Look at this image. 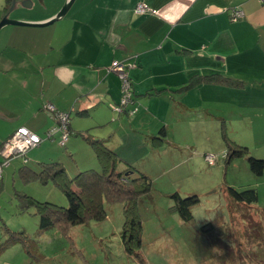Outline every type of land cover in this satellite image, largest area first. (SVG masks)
Here are the masks:
<instances>
[{
    "label": "crops",
    "instance_id": "crops-1",
    "mask_svg": "<svg viewBox=\"0 0 264 264\" xmlns=\"http://www.w3.org/2000/svg\"><path fill=\"white\" fill-rule=\"evenodd\" d=\"M64 2L55 0L25 16L21 12L33 10L36 0L28 7L18 2L9 17L44 22ZM138 2L152 13H135ZM4 7L0 0V18ZM237 7L244 16L232 20ZM3 30L13 38L0 46V145L20 126L44 134L54 119L47 103L70 113L69 145L79 141L80 132L107 139L122 167L132 163L129 157L140 145L148 146L144 137L152 138L161 127L167 133L164 144L184 146L180 152L188 155L200 154L212 141L223 143L222 125L238 144L264 143L260 0H74L52 24ZM124 59L136 64L129 77L139 108L131 115L109 107L120 100L121 81L107 69L113 60ZM21 65L22 72L10 73ZM211 75L240 86L200 81L176 91L192 77ZM222 143L217 152H223ZM30 156L38 166L44 161Z\"/></svg>",
    "mask_w": 264,
    "mask_h": 264
},
{
    "label": "rangeland",
    "instance_id": "rangeland-1",
    "mask_svg": "<svg viewBox=\"0 0 264 264\" xmlns=\"http://www.w3.org/2000/svg\"><path fill=\"white\" fill-rule=\"evenodd\" d=\"M54 2L36 0L33 10L21 14H37ZM3 32L0 46L13 38L5 37ZM17 67L10 73L22 72V65ZM44 136L45 133L41 135ZM77 136L79 141L70 145L67 142L65 147L43 140L28 152L26 164L17 157L9 168L4 167L0 178V264H264V174H253L246 157H235L226 163L222 152H217L222 142L216 141L199 150L200 154L188 155L180 152L184 146L163 144L160 152L154 151L152 138L144 137L148 146L140 145L138 153L130 155L132 163L128 161V165L146 173L152 181L149 195L139 199L137 205L142 242L138 257L128 255L123 248L122 202L104 201L106 217L102 221L40 231L34 206L23 208L20 196L27 194L63 207L67 206V199L51 180L26 181L19 170L23 166L39 169V160L31 153L44 161L60 162L69 178L78 171L99 170L94 151ZM222 145L225 150L224 141ZM248 148L254 157L264 158V143L251 142ZM204 151L218 154V162L207 165ZM122 164L118 163L116 170L126 168ZM229 185L237 189L255 187L258 201L251 205L234 203L225 192ZM175 191L181 195L197 194L199 202L192 207L190 221H183L171 210L169 195ZM10 231L25 232L27 241L11 243Z\"/></svg>",
    "mask_w": 264,
    "mask_h": 264
},
{
    "label": "trees",
    "instance_id": "trees-1",
    "mask_svg": "<svg viewBox=\"0 0 264 264\" xmlns=\"http://www.w3.org/2000/svg\"><path fill=\"white\" fill-rule=\"evenodd\" d=\"M10 2L11 0H5V10L9 7ZM200 81L227 83L231 86H240L239 83L233 79L211 75L205 77H192L187 83L176 89V91L185 90ZM130 82L132 90L131 79ZM160 91H164V89L156 90V92ZM132 98L134 103H136L133 90ZM68 130L69 138L71 130L70 128ZM77 135H80L88 142L95 153L100 169L78 171L72 178H69L64 167L58 161L50 160L40 162L38 170L23 166L20 168L19 173L24 180H39L44 183L51 180L54 185L63 192L68 204L66 207H63L49 201H40L30 195L23 194L20 196L21 205L23 208L34 206L35 213L39 219L38 229L43 231L55 226L61 228L75 226L90 220L102 221L106 217L104 201L107 203L122 202L124 222L121 228V241L123 248L128 255H135L138 257L142 242L141 220L137 213V205L139 199L149 195L152 189V181L146 173L138 171L137 169L135 170L131 165H126V168L122 170H116L117 164L120 163L121 160L117 152L106 144L107 139L94 138L87 132H80ZM166 136L167 133L165 128L161 127L156 135H152V142H150V144L153 148L157 146L159 148V146L166 143ZM221 136L226 145V149L221 153V158L226 160V163H229L235 157H246L249 169L253 174L256 176L264 174V158L254 157L250 154L247 146L238 144L232 140L224 125L221 127ZM66 143L63 147L66 146ZM206 154L207 153L203 154L204 160ZM213 154L216 155V161L213 164H209L205 160L209 166H213L218 162V154ZM27 162L28 159L26 162H23V164ZM225 192L227 196L237 204L243 203L245 205H251L258 201V192L255 187L237 189L229 185L226 186ZM169 197L173 202L171 210L176 212L183 221H190L192 219V207L199 202L197 194L181 195L179 192L175 191L172 192ZM21 237L24 240H22ZM27 239L25 232L10 231L9 240L11 243H25Z\"/></svg>",
    "mask_w": 264,
    "mask_h": 264
},
{
    "label": "built area",
    "instance_id": "built-area-1",
    "mask_svg": "<svg viewBox=\"0 0 264 264\" xmlns=\"http://www.w3.org/2000/svg\"><path fill=\"white\" fill-rule=\"evenodd\" d=\"M264 2V0H260ZM152 9L144 2H138L134 7L137 14L152 13ZM232 20L242 18L244 12L241 8H234L231 12ZM134 62L127 60H113L108 67V71H112L118 75L121 85V96L118 103L110 104V108L115 112L127 110L129 114L137 112V105L134 104L132 98L131 82L128 71L135 67ZM45 109L49 111L55 123L46 131L45 136L41 137L25 126L18 127L10 136H8L0 145V178L3 174L4 167L8 166L13 158L21 157L23 162L27 161V153L34 147L38 146L43 140L56 141L59 146H64L69 136L70 113L57 109L52 103L45 104ZM224 155V154H223ZM205 160L209 164L216 161V155L207 153Z\"/></svg>",
    "mask_w": 264,
    "mask_h": 264
},
{
    "label": "water",
    "instance_id": "water-1",
    "mask_svg": "<svg viewBox=\"0 0 264 264\" xmlns=\"http://www.w3.org/2000/svg\"><path fill=\"white\" fill-rule=\"evenodd\" d=\"M11 5L9 6L8 11L0 18V29L7 25H16V26H28V27H42L54 23L55 21L61 19L69 10L74 0H66L62 5L60 10L53 16L51 19L44 22H26L22 20L12 19L9 17V13L16 7V3L22 7H28L31 3V0H11Z\"/></svg>",
    "mask_w": 264,
    "mask_h": 264
},
{
    "label": "flooded vegetation",
    "instance_id": "flooded-vegetation-1",
    "mask_svg": "<svg viewBox=\"0 0 264 264\" xmlns=\"http://www.w3.org/2000/svg\"><path fill=\"white\" fill-rule=\"evenodd\" d=\"M12 2V1H11ZM11 2H10V4H9V6L11 5ZM8 9H9V7L4 11L5 13H6V11H8Z\"/></svg>",
    "mask_w": 264,
    "mask_h": 264
}]
</instances>
